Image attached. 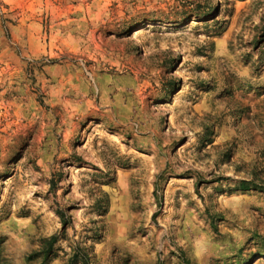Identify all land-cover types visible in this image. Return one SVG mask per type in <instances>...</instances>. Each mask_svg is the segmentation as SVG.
<instances>
[{
    "label": "rangeland",
    "instance_id": "374dc122",
    "mask_svg": "<svg viewBox=\"0 0 264 264\" xmlns=\"http://www.w3.org/2000/svg\"><path fill=\"white\" fill-rule=\"evenodd\" d=\"M85 259L264 264V0H0V264Z\"/></svg>",
    "mask_w": 264,
    "mask_h": 264
},
{
    "label": "trees",
    "instance_id": "16d2710c",
    "mask_svg": "<svg viewBox=\"0 0 264 264\" xmlns=\"http://www.w3.org/2000/svg\"><path fill=\"white\" fill-rule=\"evenodd\" d=\"M247 186H248L247 182L242 183V188H244V190H247ZM81 264H90V262L88 259H85V260L81 261ZM184 264H189V262L184 259Z\"/></svg>",
    "mask_w": 264,
    "mask_h": 264
}]
</instances>
